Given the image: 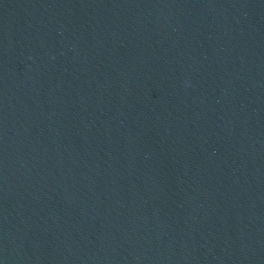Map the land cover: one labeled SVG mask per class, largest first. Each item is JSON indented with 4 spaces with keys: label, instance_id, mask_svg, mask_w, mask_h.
I'll return each instance as SVG.
<instances>
[{
    "label": "water",
    "instance_id": "1",
    "mask_svg": "<svg viewBox=\"0 0 264 264\" xmlns=\"http://www.w3.org/2000/svg\"><path fill=\"white\" fill-rule=\"evenodd\" d=\"M0 264H264V0H0Z\"/></svg>",
    "mask_w": 264,
    "mask_h": 264
}]
</instances>
